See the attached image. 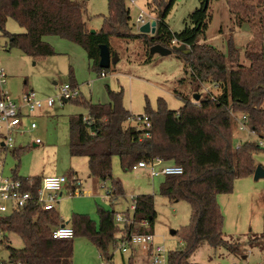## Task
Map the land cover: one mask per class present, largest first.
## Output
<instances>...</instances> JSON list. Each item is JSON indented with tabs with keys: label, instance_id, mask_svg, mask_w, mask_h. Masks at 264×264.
Listing matches in <instances>:
<instances>
[{
	"label": "trees",
	"instance_id": "obj_1",
	"mask_svg": "<svg viewBox=\"0 0 264 264\" xmlns=\"http://www.w3.org/2000/svg\"><path fill=\"white\" fill-rule=\"evenodd\" d=\"M127 1L108 0L109 15L104 18L103 28L91 34L84 18V4L76 0H0V36L9 40L11 48H18L32 58L56 55L53 46L46 42L47 37L66 39L85 49L99 74H105L104 69L99 67L100 46L107 45L112 56L116 55L112 39H143L146 64L153 60L150 49L155 45L168 49L185 45L191 52L189 55L175 52L177 58L184 62L185 75L190 76L198 92L204 85H214L218 87V94H197L200 99L196 101V94L188 95L176 90L175 95L183 103L177 111L170 110L164 99H159L156 110L148 104L145 114L153 127L149 139L142 137L143 133L137 126L127 122L131 113L124 106L123 90L113 91L107 86L109 104H93L80 99L79 95L70 101L86 108L88 117H70V154L88 159L92 178L112 182L111 199L124 196L122 183L112 174L114 157L120 158L125 172L132 171L139 162L155 158L182 166L184 173L166 176L160 191L171 202L186 201L192 211L190 224L182 235L186 247L168 252V264H194L189 260L204 243L240 254L238 240L231 242L225 239L224 215L218 196L233 193L237 180L252 177L257 167L254 155L264 151L253 140L234 149L232 136L235 121L232 112L247 115L250 128L264 135V0H259L260 10L250 7L246 17L231 6L237 26H254L253 33L257 39L245 51L248 65L239 63L240 52L232 39H228V57L207 42L211 22L209 7L214 0H200L201 7L189 16V21L180 32H173L165 22L175 0L169 4L152 0L154 11L162 14L153 36L133 33L131 9ZM227 1L232 5V0ZM206 2L208 6L205 9ZM9 19L16 21L24 33H9L6 30ZM254 20H257L255 24ZM68 85L71 89H78L73 81ZM0 150L13 151V156L20 158L23 149ZM74 175L71 172L67 177L72 179ZM14 177L24 183L31 180L33 185H28L27 189L34 194L43 180L42 177L20 178L16 172ZM136 202L134 223L127 229L129 233L152 234L157 217L155 199L152 195H142L136 196ZM98 211V225L84 215H76L71 222L65 223L56 209L42 211L36 204L0 215V234L4 238L1 243L8 249L9 262L74 264V239L55 240L52 237V231L61 224L70 225L75 237L87 236L98 248L100 256L109 259L107 253L116 242L115 235L120 229L115 223L117 212L102 207ZM144 222L149 228L142 226ZM7 234L18 235L24 248L17 250L10 246ZM247 244L264 254V231L259 235L252 234ZM129 264H132V259Z\"/></svg>",
	"mask_w": 264,
	"mask_h": 264
},
{
	"label": "rangeland",
	"instance_id": "obj_2",
	"mask_svg": "<svg viewBox=\"0 0 264 264\" xmlns=\"http://www.w3.org/2000/svg\"><path fill=\"white\" fill-rule=\"evenodd\" d=\"M84 4L85 21L92 31H101L104 18L109 15L108 0H76ZM166 1L168 4L171 0ZM128 2L131 9L133 33H139L136 18L140 10L146 14V20H160L162 14L154 11L152 0H137L136 6ZM214 0L210 3L209 15L211 22L207 31V42L221 50L228 57V39H232L240 52L239 63L248 65L245 59L246 49L257 39L253 33V25L243 28L237 26L236 18L231 13V6L236 12L240 11L244 17L250 7L259 8V0ZM201 7L200 0H175L167 18L166 24L173 32H180L189 21V16ZM258 20V19H257ZM257 20H254V24ZM253 26V27H252ZM6 30L11 34H22L24 29L9 19ZM263 48H264V39ZM46 42L55 49L56 55L48 58H32L25 55L18 48H11L9 40L0 36V69H4L7 76L5 89L13 100L20 102L26 91H34L39 99H56L51 110H44L34 117H27L24 126L29 128L32 123L37 129L23 136L15 135V148L20 151V158L13 156L11 151L0 150V172L11 177L15 172L21 178L33 176L43 177L50 173L69 175L80 172L84 183L78 195L64 194L56 210L65 222H71L76 215L90 217L97 225L100 222L99 208L117 213H127L132 205L131 197L152 195L155 199L157 217L152 234L155 241L163 245L167 252L184 249L182 240L185 228L191 221V207L186 201L171 202L161 195V186L165 176L152 177L149 170L136 172L122 169L119 157L112 161L114 179L123 185L124 196L116 199L108 197L112 188L111 181H99L90 176L88 159L72 157L69 150L70 117L83 115L88 117V110L76 101L62 102L58 100L62 88L72 81L78 87L80 99L93 104H109L107 91L109 86L113 91H124V106L136 115L145 114L149 104L156 110L159 99H164L170 110H179L183 103L175 91L183 94H218L214 85H204L198 92L185 75L183 60L177 58L174 52L170 56H153L151 63L146 60V48L143 39L125 40L112 39L111 45L118 62L112 63L110 69H104L105 76L101 77L89 60L85 49L66 39L47 37ZM185 82H181L182 79ZM3 130L0 129V139ZM234 149L245 140H253L239 133L234 122L232 128ZM40 140L37 144L36 141ZM37 144V147L34 146ZM256 166L264 168V151L255 153ZM74 170V171H73ZM218 203L224 215L223 233L225 239L231 242L238 240L241 245L240 254H232L224 248H213L202 244L191 256L190 263L194 264H259L264 262V254L251 248L247 241L251 235H258L264 231V179L259 181L252 177L239 179L234 184L231 194L218 196ZM117 225V224H116ZM118 226V225H117ZM149 226V225H148ZM147 226V228H149ZM175 232V234H173ZM177 232V234H176ZM9 245L14 249L24 248L22 239L16 234H7ZM0 234V264H11L9 252ZM74 264H124L120 253L113 246L109 253L114 254L113 260L102 258L95 244L85 235L74 238ZM246 256V259L243 257ZM141 258V257H140ZM141 264V262H139ZM142 264H149L142 261Z\"/></svg>",
	"mask_w": 264,
	"mask_h": 264
},
{
	"label": "built area",
	"instance_id": "obj_3",
	"mask_svg": "<svg viewBox=\"0 0 264 264\" xmlns=\"http://www.w3.org/2000/svg\"><path fill=\"white\" fill-rule=\"evenodd\" d=\"M130 4L136 6L137 0H129ZM151 21V20H150ZM136 25L140 29L146 24V14L140 10L136 18ZM173 45L176 42L173 41ZM178 46V45H176ZM105 74L102 73L101 77ZM7 84V76L4 69H0V129L3 130L4 146L7 150L15 148L14 136H23L37 129V125L32 123L29 128L24 126V120L27 117L34 116L37 112L42 111L45 107L53 108L56 104V99L48 98L45 100L39 99L36 93L32 90L26 91L19 103L15 102L9 93L4 90ZM216 89L218 87L214 86ZM212 93V92H210ZM80 95L79 89H71L69 85L61 90L58 97L60 103L70 101ZM195 104L199 105L198 102ZM264 107V106H263ZM236 129L239 133L245 134L248 137H254V141L264 150V135L258 134L249 126V118L245 114H235L232 112ZM127 122L138 127L143 133L142 137H152V122L148 115L130 114ZM250 140H245V142ZM37 144L40 140L36 141ZM243 144V143H242ZM240 148V146L238 147ZM237 148V149H238ZM149 170L152 177L159 176H179L184 173L182 166L166 163L160 158H155L152 161L139 162L133 167V172L138 170ZM32 187V181L24 183L15 177H7L0 173V215H8L14 211L23 210L32 204H36L42 211H51L57 208L64 194L69 196L78 195L84 186V182L76 175L69 179L67 176H51L45 177L42 180L36 194L27 189ZM113 189L108 192V197L111 198ZM132 205L128 213H116L115 223L120 228L116 233V242L113 244L114 249L122 256H129L134 259L138 255L139 259H145L149 264H168V252L163 245L155 241L153 234H137L129 233L128 226L134 223V213L137 208L136 197L132 196ZM143 227L148 226L146 222ZM52 237L55 240H71L75 238L74 229L68 224H61L52 231ZM112 261L114 254L107 253ZM128 264V263H127ZM259 264H264L259 263Z\"/></svg>",
	"mask_w": 264,
	"mask_h": 264
},
{
	"label": "water",
	"instance_id": "obj_4",
	"mask_svg": "<svg viewBox=\"0 0 264 264\" xmlns=\"http://www.w3.org/2000/svg\"><path fill=\"white\" fill-rule=\"evenodd\" d=\"M208 3L206 2L205 9L207 8ZM157 20H151L140 27L139 33L144 35H155L157 30ZM96 31L92 30L91 34H95ZM174 52L182 53L183 55H189L191 52L187 49L185 45L180 46H174L172 49H168L166 47H163L161 45H155L151 47L150 49V55H160L162 57H167L173 54ZM118 62V56L114 55L112 56L111 51L107 45H101L100 46V61H99V67L101 69H109L112 65V63ZM200 99L199 95L195 96V100L198 101ZM64 102H67L64 100ZM260 179H264V168L261 166H257L255 173H254V180L259 181ZM175 234V232H173Z\"/></svg>",
	"mask_w": 264,
	"mask_h": 264
},
{
	"label": "crops",
	"instance_id": "obj_5",
	"mask_svg": "<svg viewBox=\"0 0 264 264\" xmlns=\"http://www.w3.org/2000/svg\"><path fill=\"white\" fill-rule=\"evenodd\" d=\"M157 20V19H156ZM158 21V20H157ZM54 108V107H53ZM52 108H48V107H45L42 111H48V110H51ZM42 111H39V112H42ZM39 112H37V113H39ZM131 114H134V113H132L131 111H129ZM36 113V114H37ZM35 114V115H36ZM34 115V116H35ZM34 116H31V117H34ZM33 132V131H32ZM2 137H1V139H0V148H4V149H6L5 148V146H4V138H3V132H2ZM20 136V135H19ZM15 143H16V141H15ZM34 146H36L37 147V144H35ZM1 151H3V150H1ZM4 152H6V154H8V152L6 151V150H4ZM1 153V152H0ZM74 171V170H73ZM1 174H3V171H1L0 172ZM75 173V175L79 178V179H81L82 180V178L80 177V175H79V173L80 172H77V171H75L74 172ZM4 175V174H3ZM18 175V174H17ZM5 176V175H4ZM15 176V173L11 176V177H14ZM51 176H62V175H57V173L56 174H54V173H50L49 172V174L47 175V176H43L42 178H45V177H51ZM19 177V176H18ZM33 177H36V176H33ZM21 178V177H20ZM32 178V177H31ZM83 181V180H82ZM84 183H85V181H84ZM262 234V233H261ZM259 235V234H258ZM121 257H122V259H123V261H125L124 262V264H129V261L131 260L130 258L131 257H129V256H122L121 255ZM139 257H141L140 255H138L137 257H134V259H132V264H139V262H141V264H142V261H144V262H147V261H145V259L143 258V259H139ZM244 259H246V256H244L243 257Z\"/></svg>",
	"mask_w": 264,
	"mask_h": 264
}]
</instances>
